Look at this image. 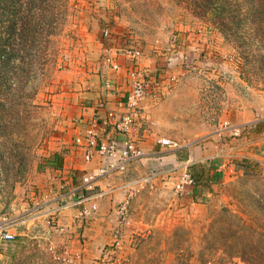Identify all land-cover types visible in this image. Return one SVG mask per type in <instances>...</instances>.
I'll use <instances>...</instances> for the list:
<instances>
[{"label": "rangeland", "instance_id": "rangeland-1", "mask_svg": "<svg viewBox=\"0 0 264 264\" xmlns=\"http://www.w3.org/2000/svg\"><path fill=\"white\" fill-rule=\"evenodd\" d=\"M29 2L0 0V44L15 49L0 57V217L14 220L17 233L0 240V264L88 263L81 227L67 230L59 210H44L40 183L68 140V100L106 67V49L135 55L126 57L129 78L136 70L150 74L142 63L156 61L162 76L151 95L164 154L221 130L223 143L238 141L230 144L223 176L193 196L175 187L184 162L130 194L124 212L117 207L109 243L88 264H264V160L244 157L246 134L234 131L243 105L264 97L262 27L246 19L251 3L216 0L217 12L209 0H45L47 11L29 13ZM35 22L53 30L30 78L26 48L14 41ZM163 138L177 146L161 144ZM75 204L86 218L84 204Z\"/></svg>", "mask_w": 264, "mask_h": 264}, {"label": "crops", "instance_id": "crops-1", "mask_svg": "<svg viewBox=\"0 0 264 264\" xmlns=\"http://www.w3.org/2000/svg\"><path fill=\"white\" fill-rule=\"evenodd\" d=\"M117 59L122 66L120 72L116 73L105 66L101 67L102 69L91 79L85 80L79 92H76L68 100L70 114L66 122L70 127L68 140L66 139L67 141L64 142L66 145L62 153L64 155L63 165L59 168L49 169L47 173L43 174L47 178L41 180L40 183L41 196L45 200L43 202L44 210L49 213L59 210L60 214L56 215V218L59 216V221L67 227V230L73 228L77 230L81 227L85 236L84 261L88 263L92 261L93 256L102 253L109 243L118 205L126 201L128 196L133 193L132 191L136 192L140 186L146 184L143 179L147 175L170 169L176 163L188 162L197 179V184L189 187L186 195L193 196L195 191L199 192L200 187L202 188L208 181L213 182L223 176L226 172L225 168L229 164L225 156L231 149L230 144L235 145L238 141L237 138H233L234 140L231 139L230 142L223 143L220 137L224 130H221L212 140L200 142L194 147H186L184 150L169 152V155L164 154L165 151L156 145L158 133L154 123L157 117L155 103L152 100L154 95H151L143 101L139 109V113L144 114L145 117L147 115L148 120L143 126L140 122L138 133L135 135L140 146L146 152V157L140 161L130 162L123 171H113L101 177L93 189H84V177L106 165V160L97 153L93 161H86L87 132L90 129L95 130L99 141H122L125 139V135L116 130V123L126 111L125 101L132 87L131 79L126 72L128 66L126 56L121 54ZM142 64V66L150 67L149 77L152 81L161 80V72L154 69L156 61L148 60L146 64L145 62ZM108 80L112 83L110 89H106L104 86ZM262 99L258 105L249 102L243 105V109L237 116L234 131L246 134L245 138L247 139L243 141L242 149L244 157L264 160L263 96ZM108 112H113L115 116L108 119ZM107 119L109 123L106 125ZM143 120L145 121V119ZM220 145L223 146L222 154L217 155L218 152L214 154V150ZM101 192H106V195L98 196ZM91 195L95 196L94 202L98 205L97 212L89 218L81 217V205L75 204V200ZM89 204V202L86 203L87 206Z\"/></svg>", "mask_w": 264, "mask_h": 264}, {"label": "built area", "instance_id": "built-area-1", "mask_svg": "<svg viewBox=\"0 0 264 264\" xmlns=\"http://www.w3.org/2000/svg\"><path fill=\"white\" fill-rule=\"evenodd\" d=\"M121 54L131 59H137L135 55L131 56V51L127 54V51ZM105 65L107 68L111 69L113 72H120L121 65L118 62V55L112 50H105ZM148 75L140 73L138 70L132 72L130 75L132 89L128 92L125 101L126 111L116 123V130L125 135V139L122 141H99L98 135L95 130L90 129L87 133V145L85 159L87 162H91L94 159L95 154H99L102 158L106 160V165L97 171L89 173L83 179L84 189H93L97 184L98 180L113 171H123L126 169L127 165L135 160H143L146 157V152L140 146L138 139L135 135L138 133L140 127V120L145 118L144 114H140V108L143 101L151 95L152 90L159 84V79L148 78ZM155 83V84H154ZM106 89L112 88V83L110 80L104 83ZM115 115L113 112H108L107 118H113ZM105 121L107 125L109 120ZM160 143L168 147H176L177 142L172 139L163 138ZM172 169H166L157 171L147 175L143 182L146 184H151L157 174L167 175L171 173ZM197 184V180L190 169V163L186 162L182 166V173L180 179L175 184L178 192L186 193L189 187ZM134 194L135 192L132 191ZM106 192H101L98 196H105ZM95 196H82L79 199V203L84 204L83 216L89 217L94 211L98 209V205L94 202ZM89 202V206L86 203ZM125 204V203H124ZM122 204V213L125 210V205ZM16 222L10 220L7 217H0V240L11 242L16 239V231L13 228Z\"/></svg>", "mask_w": 264, "mask_h": 264}, {"label": "trees", "instance_id": "trees-1", "mask_svg": "<svg viewBox=\"0 0 264 264\" xmlns=\"http://www.w3.org/2000/svg\"><path fill=\"white\" fill-rule=\"evenodd\" d=\"M45 0H30L29 2V13H35V12H45L47 11L46 8L42 7V4H44ZM212 1V4L214 5V8L216 7V11H220V7L221 5H217L216 4V0H209ZM251 3V10H250V15L246 17V19L249 20V22H251L252 24L256 23V21H259L260 25L262 27V29H264V25H262V22L264 21V0H248ZM45 5V4H44ZM229 9L227 7H224L223 9H221V13L220 18L223 19L224 14L223 13H227ZM223 15V16H222ZM16 21L13 22V28L16 27ZM242 24V22H241ZM45 29L48 31L47 34L44 35V31ZM262 29H258L257 28V36H260V40L258 41L260 43V45H264V34L261 32ZM53 28H51V25H42V23H37L35 22L34 24H28L27 27L23 28V32L21 31L19 34L15 32V41L17 42V39L20 38V41L23 42L24 44V48H26V59L28 60V65L30 66V69L28 71V76L31 78L33 77V68H34V64L36 63L37 58L35 57L36 52L40 51L42 49V45H43V41H45V37L48 36V34L52 33ZM9 38H10V34H8ZM45 36V37H44ZM47 38V37H46ZM259 39V38H258ZM8 40V38L6 39ZM20 42L17 44L19 45ZM17 45H15L17 47ZM259 45V47H261ZM2 45L0 44V57H4L7 58V56L11 55V54H15V49L13 47L12 49V45H11V49L10 51L4 47H1ZM5 46H9V45H5ZM2 51L4 53H2ZM19 49L16 48V54L18 55ZM24 94L23 97L28 98L29 96H27V94L25 93L24 90ZM64 162V155L62 153H55L53 155V157H51V159L48 160V165L51 166L52 168H59L63 165ZM193 172V171H192Z\"/></svg>", "mask_w": 264, "mask_h": 264}]
</instances>
